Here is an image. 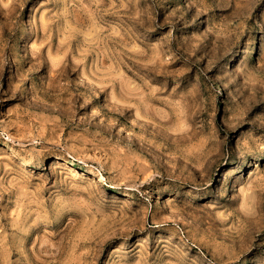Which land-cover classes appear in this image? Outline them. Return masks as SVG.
<instances>
[{"label": "clouds", "instance_id": "9594fccd", "mask_svg": "<svg viewBox=\"0 0 264 264\" xmlns=\"http://www.w3.org/2000/svg\"><path fill=\"white\" fill-rule=\"evenodd\" d=\"M0 264H264V0H0Z\"/></svg>", "mask_w": 264, "mask_h": 264}]
</instances>
